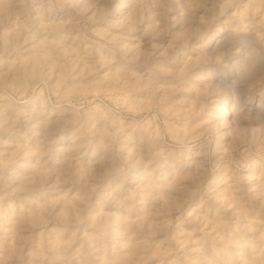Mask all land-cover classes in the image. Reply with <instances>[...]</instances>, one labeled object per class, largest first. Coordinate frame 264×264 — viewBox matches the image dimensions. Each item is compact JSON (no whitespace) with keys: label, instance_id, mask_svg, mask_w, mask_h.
<instances>
[{"label":"clouds","instance_id":"1","mask_svg":"<svg viewBox=\"0 0 264 264\" xmlns=\"http://www.w3.org/2000/svg\"><path fill=\"white\" fill-rule=\"evenodd\" d=\"M0 264H264V0H0Z\"/></svg>","mask_w":264,"mask_h":264},{"label":"rangeland","instance_id":"2","mask_svg":"<svg viewBox=\"0 0 264 264\" xmlns=\"http://www.w3.org/2000/svg\"><path fill=\"white\" fill-rule=\"evenodd\" d=\"M227 86V85H226Z\"/></svg>","mask_w":264,"mask_h":264}]
</instances>
